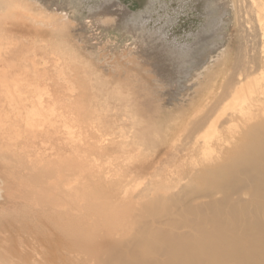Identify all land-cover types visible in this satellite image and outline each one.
Masks as SVG:
<instances>
[{
	"label": "rangeland",
	"instance_id": "374dc122",
	"mask_svg": "<svg viewBox=\"0 0 264 264\" xmlns=\"http://www.w3.org/2000/svg\"><path fill=\"white\" fill-rule=\"evenodd\" d=\"M240 3L218 0L227 14L217 19L210 51L194 45L210 30L216 7L208 0H0V204L7 203L0 214L15 205L76 215L84 230L50 227L45 233L54 250L51 263L98 264L88 245L109 244L108 231L98 228L136 206L138 194L172 183L178 205L203 189L194 180L195 188L178 191L200 156L192 154L191 140L183 141L187 130L179 126L188 115L178 119L179 109L201 98L215 76L242 79L250 70V40L243 62L230 64L242 23L237 7L245 6L248 31L259 24L251 0ZM154 38L192 66L186 76L178 73V89ZM229 129L221 128V136L237 135V128ZM179 130L180 140H174ZM147 162L149 172L141 169ZM138 169L142 175L135 177ZM0 224V264H26L24 253L29 262L47 264L23 221Z\"/></svg>",
	"mask_w": 264,
	"mask_h": 264
},
{
	"label": "bare ground",
	"instance_id": "6f19581e",
	"mask_svg": "<svg viewBox=\"0 0 264 264\" xmlns=\"http://www.w3.org/2000/svg\"><path fill=\"white\" fill-rule=\"evenodd\" d=\"M217 4L218 0H208V5L216 9L211 14L209 32L197 35L195 48L199 42L201 47H208L210 51L214 49L217 19L226 13ZM250 6L259 24L248 31L242 21L245 6L242 3L237 7V15L242 23L236 34L238 43L232 49L233 59L230 61L231 66L239 64L244 57L245 45L250 40L252 57L250 63L247 61L250 70L244 74V70L237 67L246 76L243 78L240 73L242 79L235 75L236 79L231 77L225 80L224 76L221 78L217 75L210 86L205 87L207 90L201 98H195L189 107L179 109L178 119L188 115L185 125L179 126V129L183 127L182 130H187L183 141L191 140L188 142L193 143L192 154L198 153L200 156L197 166L185 174L186 181L178 187V191L191 189L195 185L194 180L203 189L198 195L193 193L194 197L191 194L192 198L188 195L190 199L178 205H175L177 202L173 203L175 196H171L173 190L177 189V185L172 183H161L152 193L138 194L136 206L133 204L123 208L112 223L98 228L97 231H108L106 243L109 244H105L103 249L97 240L88 245L91 253L97 256L96 263L264 264V0H251ZM153 40L154 49H160L174 71L169 78L176 84V89L180 88L177 85L181 79L178 73L186 76L192 66H185L182 52L168 50L170 48L161 39ZM193 48L190 45L186 49ZM202 88L196 89L198 95ZM224 104L230 106L225 105L224 109ZM224 127L232 132L237 128V135L232 133L222 137L220 129ZM208 129L211 130L209 135L206 134ZM182 130L175 133L174 140H180ZM152 168L149 162L141 166L145 172ZM134 171L135 177L142 175L139 169ZM170 202L173 204L168 205ZM4 203H1L2 206ZM10 208L5 215L0 214L3 217L0 222L6 219L23 221L24 229L34 234L40 242L47 264H55L49 261L54 260L51 254L54 250H49L45 237L50 227L61 228L67 233L69 230L76 232L85 229L69 209L43 214L22 206L13 205ZM98 234L100 237L101 234ZM12 253L19 251L11 250ZM0 256L4 257L5 253H0ZM22 258L28 264L36 263L33 260L29 262L30 257L26 253Z\"/></svg>",
	"mask_w": 264,
	"mask_h": 264
}]
</instances>
